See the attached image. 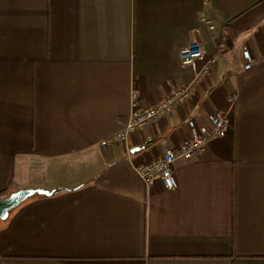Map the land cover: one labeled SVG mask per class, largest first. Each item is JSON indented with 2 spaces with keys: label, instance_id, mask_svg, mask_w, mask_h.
<instances>
[{
  "label": "crops",
  "instance_id": "crops-1",
  "mask_svg": "<svg viewBox=\"0 0 264 264\" xmlns=\"http://www.w3.org/2000/svg\"><path fill=\"white\" fill-rule=\"evenodd\" d=\"M192 41L213 58L192 98L103 147L192 81ZM214 111L230 131L148 185ZM28 187L53 193L0 220V264H264V0H0V191Z\"/></svg>",
  "mask_w": 264,
  "mask_h": 264
},
{
  "label": "built area",
  "instance_id": "built-area-1",
  "mask_svg": "<svg viewBox=\"0 0 264 264\" xmlns=\"http://www.w3.org/2000/svg\"><path fill=\"white\" fill-rule=\"evenodd\" d=\"M210 28H214L213 25ZM225 32V31H223ZM243 68L250 69L254 60L247 48L241 51ZM181 62L185 66L194 68V76L189 84L173 88L160 102L140 108L133 101V110L130 119L116 133L104 138L101 145L106 147L115 141L127 139L129 133L142 125L163 117L172 112L176 106L192 98L196 86L210 74L212 56L199 41H192L180 50ZM135 94H133V97ZM190 134L176 148H167L163 154L155 159L142 163L136 167L143 180L151 185L160 181L164 188L175 189L178 185L173 171V164L177 157L191 159L201 152L205 146L215 138L224 137L231 129L230 118L223 112H210L206 123H196L194 118L186 122Z\"/></svg>",
  "mask_w": 264,
  "mask_h": 264
},
{
  "label": "water",
  "instance_id": "water-1",
  "mask_svg": "<svg viewBox=\"0 0 264 264\" xmlns=\"http://www.w3.org/2000/svg\"><path fill=\"white\" fill-rule=\"evenodd\" d=\"M52 190L43 188H21L0 198V220H6L12 210L35 195H51Z\"/></svg>",
  "mask_w": 264,
  "mask_h": 264
},
{
  "label": "trees",
  "instance_id": "trees-1",
  "mask_svg": "<svg viewBox=\"0 0 264 264\" xmlns=\"http://www.w3.org/2000/svg\"><path fill=\"white\" fill-rule=\"evenodd\" d=\"M58 191H54V193H57ZM11 193V190H2V191H0V198L1 197H5V196H7V195H9Z\"/></svg>",
  "mask_w": 264,
  "mask_h": 264
},
{
  "label": "rangeland",
  "instance_id": "rangeland-1",
  "mask_svg": "<svg viewBox=\"0 0 264 264\" xmlns=\"http://www.w3.org/2000/svg\"><path fill=\"white\" fill-rule=\"evenodd\" d=\"M29 188V187H28Z\"/></svg>",
  "mask_w": 264,
  "mask_h": 264
}]
</instances>
